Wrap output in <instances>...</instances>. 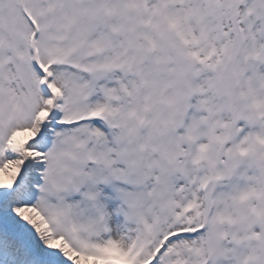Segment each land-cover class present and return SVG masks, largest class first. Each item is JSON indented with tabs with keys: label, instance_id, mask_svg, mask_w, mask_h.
Masks as SVG:
<instances>
[{
	"label": "snow or ice",
	"instance_id": "obj_1",
	"mask_svg": "<svg viewBox=\"0 0 264 264\" xmlns=\"http://www.w3.org/2000/svg\"><path fill=\"white\" fill-rule=\"evenodd\" d=\"M0 264H264V0H0Z\"/></svg>",
	"mask_w": 264,
	"mask_h": 264
}]
</instances>
